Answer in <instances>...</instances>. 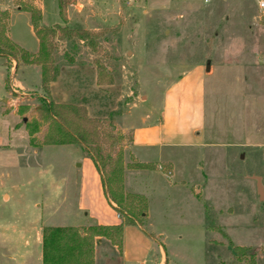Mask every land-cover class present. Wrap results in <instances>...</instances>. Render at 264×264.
<instances>
[{
    "label": "rangeland",
    "instance_id": "374dc122",
    "mask_svg": "<svg viewBox=\"0 0 264 264\" xmlns=\"http://www.w3.org/2000/svg\"><path fill=\"white\" fill-rule=\"evenodd\" d=\"M34 1L39 3L12 0L14 6ZM60 1L82 4L88 17L78 26L99 34L100 51L93 53L85 42L90 52L80 50L75 39L66 51L57 46L55 63L61 72L53 99L83 106L93 117L117 110L114 132L120 135L122 157L131 132H121L118 123L140 130L144 115L149 128L169 132L172 147L159 152L173 163V171L166 164L153 170L167 178L173 172L172 177L166 180L149 169L137 178L147 200L148 218L141 223L165 245L168 264H264V199L259 198L264 194V23L253 0ZM55 2L40 0L42 26L59 23ZM8 30L15 41L32 48L28 13L12 11ZM74 51L79 53L72 64L64 54L76 55ZM94 60L112 78L100 89ZM2 69L0 65V100L5 97ZM20 77L15 69L8 75L9 97L0 102V224L18 226L31 216L33 204L44 199L54 208L62 198V209L74 215L82 175L79 147L39 144L45 126L29 143L25 124L48 97L36 75H30L29 86L20 84ZM4 106L15 114L2 116ZM37 177L32 185L23 184ZM43 178L57 184L42 185ZM228 240L251 252L237 255Z\"/></svg>",
    "mask_w": 264,
    "mask_h": 264
},
{
    "label": "crops",
    "instance_id": "0c3cea01",
    "mask_svg": "<svg viewBox=\"0 0 264 264\" xmlns=\"http://www.w3.org/2000/svg\"><path fill=\"white\" fill-rule=\"evenodd\" d=\"M56 5V14L59 20V23L54 22L51 25H44V27H52L54 25L66 26L70 29L78 28L93 31V29L88 27H80L79 24H83L88 17L85 12H83V6L81 3L76 2L75 4H70L65 8V21L60 18L59 9H58V1L55 0ZM90 4V0L86 1ZM27 4H31L41 12V22H42V8L39 3L35 1ZM0 10L7 11L8 18L12 11H21L17 6L13 5L12 0H0ZM25 12V11H21ZM28 13V12H26ZM29 15V13H28ZM30 21V15H29ZM30 31L34 37V42L32 48L28 49L19 41H15L9 33L8 30V19L6 21V35L7 37L16 45L20 46L23 49H26L28 52L32 54H36L38 51L39 43L38 39L33 32V28L30 22ZM63 44V46H62ZM71 44V40H57L58 49L66 51V46ZM74 45L78 46L80 50L89 51L85 46L84 42L77 40L73 42ZM76 52V55H71L73 57L72 60L74 64L76 59L74 57L77 56L79 52ZM90 52V51H89ZM64 53V52H63ZM62 53V54H63ZM57 55H59V51H57V47L54 51V60ZM0 65L2 66L1 75L3 78V85L5 87V97L0 100L3 104H5L7 98L9 97V86L7 83L8 75L16 70V72H21V77L17 81L24 85L29 86L31 81L29 79L30 75L34 74L39 79L40 86V66L39 65H24L19 66L17 64L18 61L12 59L10 57L0 55ZM93 54L91 53V57L89 60L93 62ZM70 64V65H72ZM93 65V64H92ZM93 70L96 73V68L93 66ZM61 72V67H59V74ZM59 76V75H58ZM58 78V77H57ZM56 78V80H57ZM56 80L50 85V92L48 100H52L56 103H64L55 101L53 99V87L56 83ZM96 83H97V74H96ZM32 84V83H31ZM34 84V83H33ZM35 85V84H34ZM98 85V84H97ZM37 86V85H35ZM109 86V85H108ZM99 89L101 85H98ZM111 87V86H109ZM135 103L132 105L134 106ZM115 110V109H114ZM15 114L13 110H10ZM7 106L2 107L1 115L4 116L8 112ZM91 116L90 114H88ZM93 117V116H91ZM121 117V116H120ZM120 117L118 119H120ZM191 118V116H189ZM141 124L144 126L142 129H134L132 127H127L122 123H118L119 130L123 133L131 132V141L130 143L124 147L123 149V164H124V173H123V188L125 193L139 194L140 189L137 187V179L139 173H148L149 169H138L132 166L133 163H142V164H166L173 171V163L167 157L161 154L163 148L172 147L169 146L172 141L168 140L169 132L168 130H156L148 127V118L147 116L141 117ZM195 128V127H194ZM195 130V129H194ZM191 135L193 134L192 130H189ZM27 134V133H26ZM167 135V139L165 141L162 140V137ZM28 137V135H27ZM77 146V145H76ZM79 147V146H77ZM82 151L81 162L78 164V167L82 169V175L78 179V198L76 201V213L73 215L66 209H62V201L60 198L58 202L55 203L54 208H52V204L49 203L51 200L44 199L40 203H34V211L31 212V216L27 219V221L18 226L14 223L12 224H0V264H3V261L9 262V264H42V227L43 226H75V227H88L93 225H117L121 222L120 217L117 216L119 214L116 211V205L110 201L107 197L103 176L101 171L97 168L96 163L93 159L83 151L81 147H79ZM158 148L157 150H155ZM139 152V153H138ZM152 152L158 153L156 157L151 155ZM142 154V155H140ZM157 158V159H155ZM200 169L202 168L201 162L199 163ZM157 174L162 175V177L166 180H169L172 177L173 172L169 178L165 176L159 170H153ZM142 178V177H141ZM40 178H27L24 179L23 184L32 185ZM58 181V180H57ZM11 183V182H9ZM62 183V181H58V184ZM53 184H57V182L53 183L51 180H47V178H43L42 185L51 186ZM15 188L16 184H11ZM1 187L3 185L0 184ZM2 199L4 202H8L10 200L9 194L5 191L6 189H2ZM201 192V189H200ZM37 209V210H36ZM81 213V215H80ZM80 215V216H79ZM81 217V218H80ZM52 218H57L60 220H67L68 218L72 219L69 223H65L64 221H59V223H51ZM145 219L148 218V213L146 211ZM4 249V250H2ZM168 251L166 247L161 241H159L158 236L152 232H149L145 229L142 223H136L135 225H127L122 229V248L121 251L117 249L108 239L97 236L94 238V264H168Z\"/></svg>",
    "mask_w": 264,
    "mask_h": 264
},
{
    "label": "trees",
    "instance_id": "16d2710c",
    "mask_svg": "<svg viewBox=\"0 0 264 264\" xmlns=\"http://www.w3.org/2000/svg\"><path fill=\"white\" fill-rule=\"evenodd\" d=\"M18 9L28 12L33 32L38 39L36 54L13 43L6 35L7 11L0 10V55L15 59L22 65L40 66V89L49 97L50 85L59 75V67L54 60L57 40H80L97 54L100 51L96 39L99 34L85 29L68 28L54 25H41V12L31 4H17ZM65 4L58 0L60 18L65 21ZM71 63L72 58L65 53ZM97 73V84L112 83V78L104 66L94 60ZM25 109H19V113ZM35 117L25 124L29 143L36 142V134L41 126L46 129L40 145L65 146L77 145L96 163L103 176L107 197L116 205L121 216L117 225L75 226H43L42 227V264H94V238L108 239L119 251L122 248V229L127 225L141 223L146 215L147 200L144 195L125 193L123 188L124 164L118 147L120 135L114 132V117L117 110L111 111L107 117H91L85 107L69 103H56L41 99L34 110ZM138 169H153V164L133 163ZM224 238L227 235L215 228ZM228 245L240 256L251 252L249 248L235 246L228 240ZM252 255V254H251Z\"/></svg>",
    "mask_w": 264,
    "mask_h": 264
},
{
    "label": "built area",
    "instance_id": "2783aa9c",
    "mask_svg": "<svg viewBox=\"0 0 264 264\" xmlns=\"http://www.w3.org/2000/svg\"><path fill=\"white\" fill-rule=\"evenodd\" d=\"M203 1L204 3H208V2H211L212 0H203ZM253 2L256 8L258 20L264 23V0H253ZM11 89L13 91H16L14 85H11ZM168 175H169V172H168ZM117 216L120 217V214H117Z\"/></svg>",
    "mask_w": 264,
    "mask_h": 264
},
{
    "label": "water",
    "instance_id": "95a60500",
    "mask_svg": "<svg viewBox=\"0 0 264 264\" xmlns=\"http://www.w3.org/2000/svg\"><path fill=\"white\" fill-rule=\"evenodd\" d=\"M206 70L208 71L209 70V63L207 64V66H206ZM258 180V179H257ZM259 181V180H258ZM259 186V190H260V185H258ZM259 198H260V200H262V199H264V194H262V193H260L259 194Z\"/></svg>",
    "mask_w": 264,
    "mask_h": 264
}]
</instances>
